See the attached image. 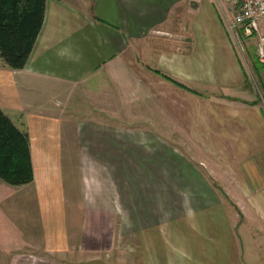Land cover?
<instances>
[{
    "label": "crops",
    "instance_id": "obj_1",
    "mask_svg": "<svg viewBox=\"0 0 264 264\" xmlns=\"http://www.w3.org/2000/svg\"><path fill=\"white\" fill-rule=\"evenodd\" d=\"M208 6L211 19L192 23L201 0H46L24 68L0 60V109L29 134L34 171L30 184L0 180V204L14 211L1 210L15 219L6 222L35 223L29 237L19 232L9 264H54L60 245L49 242L68 216L86 249L88 234L104 232L94 229L99 219L118 218L123 204L130 232L161 235L171 225L197 251L180 264H264V99L249 75L264 64L254 37L238 46L226 31L229 6L220 18ZM181 15L190 18L183 26ZM70 111L95 122L79 127L75 162L65 145ZM170 134L194 152L168 147ZM97 181L100 196L87 201Z\"/></svg>",
    "mask_w": 264,
    "mask_h": 264
},
{
    "label": "rangeland",
    "instance_id": "obj_2",
    "mask_svg": "<svg viewBox=\"0 0 264 264\" xmlns=\"http://www.w3.org/2000/svg\"><path fill=\"white\" fill-rule=\"evenodd\" d=\"M208 3L210 4V7L203 0H201L200 12L195 16L192 23H194L196 20L211 19L207 18V6L209 10L214 14V16L219 18L222 17L221 15L223 10L221 8L224 4H220L219 1L216 0H208ZM187 20H190L189 15L187 17L181 15L180 22L182 26ZM262 32L264 33V27L262 29ZM249 43L251 44V47L255 45L254 41H251ZM251 47H246V49H249ZM254 62L255 61H253V67L255 65ZM257 66L259 68V71L256 72L257 70L253 68L251 69V73L249 74L250 78H252L251 82L253 83V88H251V92L253 93V96L256 99L263 101L264 73H262V71L264 70V67L260 65ZM65 117H69V123H67V125H69V133H66L67 136L65 138V145L69 146V151L71 152V160L75 162L77 160L76 150L78 151V147L81 144L78 138L79 127L82 123H86L87 125H95V122L87 121L82 115H79L77 114V112L74 111H70V113L66 114ZM168 130L170 129L167 128V131ZM171 136H173V134L168 135V138L166 139V144L168 147L176 148L175 143H179L182 146L183 151L189 152L190 155L192 154V152H194L184 138H179L178 140H176L175 138H169ZM70 174L71 178L70 181L67 183L72 189L71 195L73 197V200L78 201L79 198L77 194L75 195L73 193L77 190L75 169H71ZM90 180H92V177ZM96 185L97 186H88L87 201H92V199H95L98 195L100 196L102 186L98 184V181ZM94 186L97 189L96 194L94 192H91V188ZM9 187L13 186L10 185ZM9 187L7 189H10ZM122 188L123 190L126 189V187ZM104 190L110 192L111 186H103V191ZM123 197L125 196L120 193L121 200H123ZM76 205L78 206V203H76L75 206ZM120 206L122 209L119 208L120 215L118 216V218L112 219L109 216L106 218L103 217L102 219H99L101 221V224H99V226L97 227H94V229L97 230L102 228L104 232L99 233V235L88 234L86 240V249H83L82 247L80 229H78V226H76V224L78 223V218L68 216L66 218V231L64 232V230L60 228L57 231L58 234L56 233L58 237L54 236L53 238L55 242H49L50 245H54L56 246V248H58V246L60 245L59 253L52 255L55 257V260H57L54 264H61V262L63 261H67L69 264H145L148 263L150 259H154L153 264H180L182 258L191 259L192 257H196L197 251H195L196 253L195 255H193L192 251L189 250V248L183 247V245H181V239H183L182 236L179 233H176L175 228L171 225L166 228L167 232L161 235H149V233L143 232H130V218H128L127 212L125 210L126 205L123 204ZM1 210L3 212H9L13 216L14 211L13 209H11L10 203L0 204V264H9L11 254H14L15 248H17V244L20 242L18 241L20 238L19 232H21V235L24 238L29 237V231L34 229L35 223L34 217L32 216V218L27 220L22 225V227L16 225L15 223H10L11 225H9L8 222H11L12 220L14 221V217H3ZM89 211H92L91 213H95L93 212L95 211L93 208L89 209ZM72 213L68 211V214ZM112 222L114 223V226L112 225ZM92 226L94 225H92L91 220H89L87 227L90 228ZM253 230L254 228L252 229L251 233H253ZM36 231L37 229H35V234L32 236L34 239H36L39 234H42L37 233ZM88 231H90V229ZM65 237L67 238L66 241L68 242L69 246L71 245L72 247L71 252L67 255V257L63 256L64 252L67 251L63 250L64 247L66 248V245L62 243ZM28 242H30V238L28 239ZM75 246H77L76 250L73 249ZM149 246L154 248L149 249ZM79 247L81 248V250H79ZM158 247H161L162 249H158ZM245 247L246 248H244V253L248 259V257H250L248 255L250 247L247 239ZM56 251L57 250H55V252ZM178 259H180V262Z\"/></svg>",
    "mask_w": 264,
    "mask_h": 264
},
{
    "label": "trees",
    "instance_id": "obj_3",
    "mask_svg": "<svg viewBox=\"0 0 264 264\" xmlns=\"http://www.w3.org/2000/svg\"><path fill=\"white\" fill-rule=\"evenodd\" d=\"M46 0H0V60L24 68L42 27ZM0 180L11 186L34 180L30 138L0 109Z\"/></svg>",
    "mask_w": 264,
    "mask_h": 264
},
{
    "label": "built area",
    "instance_id": "obj_4",
    "mask_svg": "<svg viewBox=\"0 0 264 264\" xmlns=\"http://www.w3.org/2000/svg\"><path fill=\"white\" fill-rule=\"evenodd\" d=\"M228 5L232 18L226 22V31L241 45L243 38L256 39V56L264 64V0H218Z\"/></svg>",
    "mask_w": 264,
    "mask_h": 264
}]
</instances>
